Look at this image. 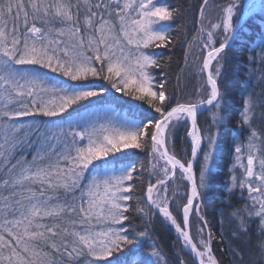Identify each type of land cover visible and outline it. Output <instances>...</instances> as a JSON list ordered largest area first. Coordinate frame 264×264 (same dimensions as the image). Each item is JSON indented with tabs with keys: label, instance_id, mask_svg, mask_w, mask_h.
<instances>
[{
	"label": "snow or ice",
	"instance_id": "6c2138e0",
	"mask_svg": "<svg viewBox=\"0 0 264 264\" xmlns=\"http://www.w3.org/2000/svg\"><path fill=\"white\" fill-rule=\"evenodd\" d=\"M240 9L0 0V264H225L214 242L229 264H264V0ZM258 14L216 241L203 206L228 131L226 61ZM185 16L194 34L181 29L178 67H194L199 87L180 100L168 94L170 63L151 49L175 48ZM157 217L176 233L174 260L155 238Z\"/></svg>",
	"mask_w": 264,
	"mask_h": 264
},
{
	"label": "trees",
	"instance_id": "16d2710c",
	"mask_svg": "<svg viewBox=\"0 0 264 264\" xmlns=\"http://www.w3.org/2000/svg\"><path fill=\"white\" fill-rule=\"evenodd\" d=\"M158 2H167L170 5H174L180 7L182 10L187 7L190 0H158ZM227 0H213L214 5H221L226 3ZM246 0H241V9L242 11L243 5ZM217 9L214 7L212 10V17L215 18ZM261 15L258 14L254 18H250L246 24V27H250L253 30L252 36H247L243 32H241V37L247 41V44H241L240 41H237L236 46L232 51L229 52V59L226 61L225 72L226 76L224 77L229 91V118L226 121L225 128L228 131L225 134L224 139V151L221 154L218 162H217V170H216V178L214 181V186L209 192L208 202L203 206L204 215L206 219L209 221L208 228L213 232L216 241H219L220 235V215L221 210H227L225 205L221 202L222 198L225 195L224 185L228 181L229 177V169L233 162V155L231 151L232 144V130L236 128V121L239 115L238 110L241 107V91H242V82L246 79L245 75V65L244 61L247 59L248 55V44L253 43L258 36L255 33L259 32V28L255 23H253V19H260ZM189 18L187 16L182 17L180 20L173 25L174 35L178 37L175 48L164 49V48H154L151 49L152 53L161 60L163 63H170V68L168 69V94L175 95L177 99L183 100L194 93L195 89L199 87L198 78L195 74L194 67H190L185 70V72H179V66H183V54L185 52L184 46V36L182 34L181 29L187 26L189 36L188 39H191V35L194 34L193 28L190 24H188ZM179 25V27H177ZM172 57V61H168V57ZM196 59V53L194 52L191 59L189 60V64L193 65V62ZM156 71L157 79L164 78V73L159 69ZM179 75L181 78L177 81L176 77ZM116 95H121L117 93ZM119 111L120 109L117 108ZM210 112H204L202 116L199 117L200 122L202 124L210 123ZM187 148V143L184 140V132L181 131L176 140V151L181 152L182 149ZM139 159L144 160V154L141 153ZM182 202V201H181ZM232 203L236 206L240 205V201L238 199H233ZM199 225V221L195 218V216L191 219V227L192 232L195 237L196 228ZM154 230L155 238L158 240L159 244L164 250L166 254V258L169 260H174L173 255V243L176 242V233L170 227L165 226V224L161 223L159 217L155 219V222L151 225ZM224 248V244L214 242V250L216 251L218 257L223 256L225 264H229L228 256L226 252L221 251ZM187 258V255L185 256Z\"/></svg>",
	"mask_w": 264,
	"mask_h": 264
},
{
	"label": "rangeland",
	"instance_id": "374dc122",
	"mask_svg": "<svg viewBox=\"0 0 264 264\" xmlns=\"http://www.w3.org/2000/svg\"><path fill=\"white\" fill-rule=\"evenodd\" d=\"M258 1H259V0H246L245 3H249V2H250V3H256V4H257ZM241 139H243V138H241ZM235 199H238V198H235Z\"/></svg>",
	"mask_w": 264,
	"mask_h": 264
},
{
	"label": "water",
	"instance_id": "95a60500",
	"mask_svg": "<svg viewBox=\"0 0 264 264\" xmlns=\"http://www.w3.org/2000/svg\"><path fill=\"white\" fill-rule=\"evenodd\" d=\"M258 3H260V0H259V2H258ZM191 218H192V217H190V222H191Z\"/></svg>",
	"mask_w": 264,
	"mask_h": 264
},
{
	"label": "bare ground",
	"instance_id": "6f19581e",
	"mask_svg": "<svg viewBox=\"0 0 264 264\" xmlns=\"http://www.w3.org/2000/svg\"><path fill=\"white\" fill-rule=\"evenodd\" d=\"M241 138H243V136H241ZM230 168H231V166H230ZM233 201V200H232Z\"/></svg>",
	"mask_w": 264,
	"mask_h": 264
}]
</instances>
